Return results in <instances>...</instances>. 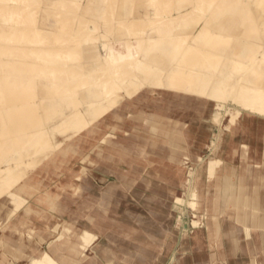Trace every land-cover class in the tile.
<instances>
[{"label":"rangeland","instance_id":"rangeland-1","mask_svg":"<svg viewBox=\"0 0 264 264\" xmlns=\"http://www.w3.org/2000/svg\"><path fill=\"white\" fill-rule=\"evenodd\" d=\"M85 1L68 0L65 4L61 3L64 6L55 4L51 10L42 0H32L33 5L31 4L30 8L34 11L30 9L31 12H28L26 19L20 14L10 12L0 24L2 26L17 22L19 25L25 20L21 26H28L30 29H27L28 33L21 32V34L15 32L17 26L14 29L9 28L7 31L9 33L3 36L6 39L1 40L0 34V46H10V44L13 46L11 38L17 35L20 40L17 44L16 42L13 44L24 47L38 46L36 48L39 49V53L36 56L37 59L40 57L41 63L49 57L57 58V62L42 64V68L37 66L34 67L35 69L32 67V70L29 65L30 68H26L29 73L31 70L34 74L36 69L39 71L36 70L37 76L30 74L31 77L28 73L25 78L42 77L44 73L58 74L65 68L66 63H72L71 66L69 65L71 68L75 65L76 68L67 70L72 78L77 79L73 85H70L71 77L66 74L68 77H65L66 81L71 82H66L67 93L65 84H63L64 88L60 86L55 92L53 90L49 92L53 98L54 95L58 96L54 99L60 98L63 102L65 101L61 99L62 95L67 97L73 92L72 100V97L68 96L69 101L72 102H69L71 107L76 102L78 91L93 87V84L102 85L103 91L110 89L108 87L113 88L112 85L102 84L107 77L106 73L115 75L116 72L129 68L131 70L140 65L139 60H143L149 52L156 55L163 54V57L164 53H168V58L173 57L170 59L173 65L179 60L175 57L182 58L190 53L188 44V46L191 43L205 46L209 38L204 35L202 28L206 22L208 25L213 24L211 16L217 11L221 15L232 14L239 20V24L244 23L249 35H245L244 45L242 42L236 44V50L242 49L240 52L237 51L238 54L235 53V48H233L234 52L230 48L238 39L236 36L230 34V38L229 34H223L225 37L221 39V35L214 37V43L222 40V45L217 46L216 43L213 45L219 55L214 62L207 61L201 64L202 67L192 71L191 75H195L196 88L192 89L193 93H187L185 98L188 99L175 97L173 91L167 89L164 84L167 72L162 70V65L159 67L158 64V67H155L157 63H153L154 65L148 66V71L151 72H148V79L152 80L155 76L157 78L149 85L151 87L149 90L152 92L143 94V98L131 102L128 100L130 98L123 97L122 92L119 93L117 88L110 90L111 92L104 93V96L108 95L110 98L106 97L105 100L114 101L113 108L110 110L103 108L104 114H99L92 123L90 121L87 124L88 126L79 123L73 125L76 127L63 130L61 134L67 135L65 139L68 141L63 140L64 136L61 142L58 140L59 142L55 141L56 143L54 141L48 144L37 143L39 145L37 148L43 156L38 162L31 161L22 165L25 170H30L34 164L36 165L27 173L28 175L25 174L24 178L19 176L20 174L14 175L8 182L0 180L2 191H6V195L0 198V264H29L30 261L39 264H251V257H255L256 264H264V88H261L264 87V21L259 25L262 32L258 34L259 32L251 24L253 20L244 5V3L253 4V9L251 8L253 13L261 9L264 13V0H208V2L207 0H142L141 4L146 2L145 7L141 4L138 6L137 0H90L87 8H83L87 11H84L82 6L86 5ZM43 6L47 11H44L46 14L44 20H41L39 16ZM120 7L122 10L118 9ZM133 8L138 11V15L143 14L144 11L147 13L146 18L140 19L144 24L138 19L131 20L135 13ZM182 10L186 12L182 13ZM117 11L125 13L120 15L116 13ZM16 14L19 17L14 19ZM122 15L125 17L124 20ZM180 15L186 16L181 24H191V26L198 24L200 27L197 26V33L188 34L175 45L178 50L175 54L174 50L172 51L175 46L168 47L160 40L147 44L145 38L150 36L152 29L154 35L160 34L159 39L172 37L175 33L173 31L178 30L176 19ZM1 18L3 19V15H0V22ZM136 21L139 24L137 22V25H134L133 22ZM38 22L54 33L49 32V35L46 31L44 32L46 35L38 34L36 31ZM33 38L36 40L34 41ZM225 38H228L227 41L234 38V41L229 43L230 47L228 42H225ZM68 39L74 42L68 43ZM20 41L23 43L21 44ZM93 44L102 50L101 53L105 52V55L102 53L104 56L93 66L85 64L87 66L84 65L83 68L82 48H89V45L94 47ZM159 47L160 49H157ZM4 49V54L10 56L14 54L9 49ZM149 49L154 51H148ZM61 50L64 53L60 52ZM158 51L160 54L157 53ZM113 58L117 60L105 68L101 67V70L106 71L101 73L94 70L98 64L108 65ZM25 60L28 61L27 58ZM20 61L24 62L21 59ZM218 62L221 63L220 66ZM2 65L0 63V75ZM8 67H5L8 71L12 70L9 77H17L13 72L18 71L16 70L18 68L13 67V70L12 67ZM166 67L170 68V64ZM166 67L164 66V69ZM103 72L104 77L100 76L102 80L97 75L99 77L97 81L101 80V83L96 81L99 83L96 84V75L94 79L93 74H103ZM89 78L92 85L88 83ZM128 78L125 77L124 80ZM84 82L88 83L87 86ZM261 82L262 86L259 84ZM23 86L28 89V94L33 91L29 97L27 94V99L32 103L37 101L35 91L32 89L34 87L31 88L28 84ZM1 87L3 89V84L0 82V112H4V107L12 111L7 103L8 107L1 101L4 96ZM157 92L169 94H157ZM11 93L15 94L13 91ZM113 95L117 97L116 100ZM68 98L65 99L67 105L59 104L61 109L68 106ZM122 102H126L128 106L117 111L120 118L111 116L107 118L110 111L116 110ZM156 115L163 116L164 124L160 125L159 129L163 127L164 130H168L172 127L173 131L181 132L183 141L180 145H171L175 140L169 141L162 132L152 135L153 137L149 135L147 125L150 123L147 121L152 120ZM44 123L42 120L37 121L32 125L33 127L30 126L28 132L38 130L41 134L45 129L50 130L47 127L48 123L47 125ZM2 133L0 132V140L3 143L1 145H5L0 148V167L5 168L3 163L7 160L6 157L16 149L18 151L29 147L30 140L29 142L15 140L11 135ZM8 137L12 140L10 141ZM7 139L8 142L5 143ZM19 186H22L21 191H17L19 198L12 202V193ZM222 188L225 189L223 194ZM251 198L259 199L261 211L248 209L242 211V208L240 210V205L248 203ZM240 216L241 218H238ZM255 216L259 217L261 222L259 228L251 225V220ZM230 231H233L237 237L238 251H235L230 243L232 239ZM36 235H41L43 238ZM30 242H34V245H29ZM17 250L20 251L19 257L15 256ZM255 250L258 251L257 254ZM42 255L45 256L44 260L40 258Z\"/></svg>","mask_w":264,"mask_h":264},{"label":"bare ground","instance_id":"bare-ground-1","mask_svg":"<svg viewBox=\"0 0 264 264\" xmlns=\"http://www.w3.org/2000/svg\"><path fill=\"white\" fill-rule=\"evenodd\" d=\"M66 1H68V0H42V2L43 3H45V4H47L46 5V7H48V9H51V8H53L52 6H54L55 4L57 5V4H60L61 5V3H63V4H65V2ZM70 1V0H69ZM90 0H86L84 3L86 4V5H84V6H82V9L83 8H87L86 6H87V3L88 4H90V2H89ZM213 1V0H212ZM263 1V0H262ZM34 2V1H33ZM59 2V3H58ZM141 2H143L142 0H137V5L139 6V4H141ZM166 2V1H165ZM207 2H208V0H207ZM119 3L121 4V2L119 1ZM144 3H146V2H144ZM144 3L143 4H141L142 6H144ZM191 3V2H190ZM213 3V2H212ZM31 4L33 5V3H32V0H0V15H3V19H2V21L0 22V24L3 22V20L4 19H6L7 18V16H9L10 14V12H14V14L15 13H17L18 15L20 14V16H23V18L24 19H26V15L28 14V12L30 11V7H31ZM35 4H36V2H35ZM208 4H211V3H208ZM261 4V3H260ZM59 5V6H60ZM68 5V4H67ZM136 5V6H137ZM141 5H140V7H141ZM244 5L246 6V11H247V13H248V15H250L251 16V18H252V25L255 27V29H256V31L257 32H259L258 34H260L261 32H262V29L259 27V25L264 21V13H263V11H262V9L261 10H256V11H254V13L252 12L253 10V4L252 5H250V4H246V3H244ZM256 5H258V4H256ZM262 5H263V3H262ZM261 5V6H262ZM38 6H40V5H38ZM58 6V7H59ZM62 6H64V5H61V7ZM118 6V5H117ZM120 6V5H119ZM118 6V7H119ZM135 6V7H136ZM205 6H207L208 7V5H205ZM45 6H43L42 8H41V16H39L40 17V19L42 20H44V16L46 15L45 13H44V11L46 12L47 11V8H46ZM60 7V8H61ZM145 7V6H144ZM193 7V6H192ZM239 7V6H238ZM55 8V7H54ZM173 8V7H172ZM171 8V9H172ZM252 8V9H251ZM34 9H36V8H34ZM46 9V10H45ZM63 9V8H62ZM118 9H121V7L120 8H118ZM118 9H116V10H118ZM124 9V8H123ZM134 10H135V8H133ZM158 9V8H157ZM195 9V8H194ZM207 10H208V8H206ZM232 9V8H231ZM258 9V8H257ZM259 9H260V7H259ZM32 11H34L33 9H31ZM51 10H53V9H51ZM66 10V9H65ZM84 11L86 10L87 11V9H83ZM122 10V9H121ZM133 10V11H134ZM139 10V9H138ZM147 10V9H146ZM216 10V9H215ZM218 10V9H217ZM236 11H237V9H235ZM239 11H240V9H238ZM38 11V10H37ZM55 11V10H54ZM120 11V10H119ZM206 11V10H205ZM204 11V12H205ZM31 12V11H30ZM49 12H52V11H49ZM57 12V11H56ZM64 12V11H63ZM170 12H172V11H170ZM186 11H183L182 10V13H185ZM35 13V12H34ZM66 13V12H65ZM80 13V12H79ZM116 13H118V14H120L121 12H116ZM122 13H125V12H122ZM121 13V14H122ZM181 13V14H182ZM198 13V12H197ZM212 13H213V11H212ZM211 13V14H212ZM9 14V15H8ZM17 14H16V17L14 18V19H17V17H19V16H17ZM56 14H58V13H56ZM120 14V15H121ZM142 13H139V15H138V11L137 10H135V13H134V15H133V17H131V20H132V18L135 20V19H138L139 20V22H142L143 23V21H141L142 19H144V18H146V16H147V13L144 11L143 12V16L141 15ZM174 14V13H173ZM176 14V13H175ZM177 14L179 15V13H178V11H177ZM206 14V13H205ZM242 14V13H241ZM244 14V13H243ZM63 15V14H62ZM77 15V14H76ZM81 15V14H80ZM108 15V14H107ZM120 15H117L118 17H120ZM141 15V16H140ZM186 15V14H185ZM185 15H180L179 17H178V19H176V24H177V26L179 27H177V32L176 31H173V32H175V33H173L174 35L172 36V37H165V38H162V39H159V33L158 34H156V35H154L152 32H154L153 31V29H152V32H151V34H153V35H151L150 34V31H149V34H150V36L148 37V38H145L146 39V41H147V44H150L151 43V41H154V40H160V41H162L164 44H166V45H168V47L169 46H175L176 44H178L180 41H181V39L182 38H184L185 36H187L188 34L190 35V34H192V33H197L198 31H197V29L200 27V25L198 26V24H195V25H192L191 26V24H181V22L183 21V19H186V16ZM208 15H210V13L208 14ZM238 15V14H237ZM237 15H235V16H237ZM247 15V14H246ZM12 16H13V14H12ZM126 16V15H125ZM173 16V15H172ZM171 16V17H172ZM194 16H196V15H194ZM207 16V15H206ZM79 17V16H78ZM115 17H116V15H115ZM117 17V18H118ZM122 18H123V20H124V18L125 17H123V15L121 16ZM196 17H198V15L196 16ZM201 17V16H200ZM213 19L211 20V21H213L212 23L213 24H209L208 25V23L206 22L205 24H204V26H203V28H202V32H205L204 33V35H206V36H208V40H207V43H205L204 45L205 46H200V45H197V44H193L192 45V43L190 44V46H188L187 45V48L189 47V51H190V53L189 54H187L186 56H183L182 58H179V57H175L176 59H179L177 62H175L173 65H175L174 67H173V65L171 64V60L170 59H172L173 57L172 56H170V58H168L169 56H168V53L166 54V53H164L165 54V56L163 57V54L162 55H156V54H150V52L148 53V54H146V57L145 58H143V60L141 59V60H139V64L140 65H137V66H135L133 69H131L130 70V68L129 69H126V70H123L122 72H116V74L115 75H109V74H107L106 73V75H107V77L105 78V80L102 82V84L104 83V84H109V85H112V87L113 88H111V87H108V88H110V89H106L107 88V86L105 85L104 87H105V89L107 90H105V91H103L101 88L103 87L102 85H100V86H98V85H96V86H94V84H93V87L92 86H90V87H86L87 86V84L88 83H91V79L89 80L90 82H88V83H86V82H84L85 84H86V86H84V90H82L81 92L80 91H78L79 93H77V92H74V94L75 93H77V95H76V102H75V104H74V106L73 107H71L70 105H69V102H71V101H69V98H68V96L70 95V98H71V100L73 99V97L74 96H72L73 95V92H72V95H71V93L66 97L65 95V97L66 98H68V106H69V108H68V106H64L65 108L64 109H61V104L63 103V104H65V105H67L66 103V98H64V96L62 95V97L63 98H61V99H64V101L66 102H63L62 100H60V98H59V100H57V99H54L55 97H58V96H56V95H54L55 97L53 98L52 96H50V94H49V92H51L50 90H53L54 92L56 91V89H58V87L60 88V86L61 87H63L64 88V85L63 84H65V87H66V84L68 83V82H70V81H72V83L70 84V85H73V82H76V80L77 79H74V78H72L71 76H70V73L67 71V70H70V69H72V68H74L75 67V65H74V67H69V65L71 66V64L72 63H66L65 65V68H66V70H65V68L62 70V72L61 73H58V74H50V75H45V73H44V75H42V74H40V72H39V74L40 75H42V77L40 76V77H36L37 76V72H36V70L37 71H39V69H36L35 70V74H36V76H35V78H34V76H33V79L31 78L30 79V77L29 78H25V75L27 76L28 75V73H29V71H26V68H30L31 67V69L33 70V68L35 67H39L40 66V68H42L41 66H42V64H47V63H52V62H57L56 61V57H54V58H50L49 57V59H47L45 56V58H46V61L45 60H43L44 62H42L41 63V60L39 59L40 57H38V59H37V56H36V54H38L39 53V49L37 50V48L36 47H38V46H29L28 45V47H24V46H16L15 44H13V43H15L16 42V44H17V41L18 40H20L19 39V37H17V35L15 36H13L12 38H11V43H12V45L13 46H11V44H10V46H0V63H2L3 65H2V71H1V75H0V82L3 84V89H2V87H1V91L2 92H4V96H3V100H1L2 101V103L4 104V105H6L7 107H8V105L11 107H9L10 109H12V111H10V110H8L6 107H4L3 109H4V112H0V132L2 133H4V134H7V136L8 135H11L10 137L12 138V139H14L15 138V140L16 139H18V140H25V141H27V142H29L28 140H30V142H29V147H24V148H21L20 150H18L17 151V149L15 150V152L13 153H10V155H8L7 157H6V161L3 163V165L4 166H6L5 168H1L0 169V180H4V181H10V180H12V176H14V175H17V174H20L19 176H21V177H23L25 174H27L29 171H31L36 165L34 164L35 162H38L39 160H40V158L43 156V153H41V151L40 150H38V144L37 143H41V142H44V143H46V144H48V143H51L52 141H60V140H62V138L65 136V135H63V134H61V132L63 131V130H66L67 128H73V127H76V126H73V125H77V124H79V123H84V126H88L87 124H89V122L91 121V123H92V121H94L98 116H99V114H104L103 113V108L104 109H108L109 108V110H110V108H113V105L112 104H114V103H112V102H114V101H111V102H109L108 101V99L107 100H105V98L107 97V98H109V96L108 95H106V96H104V93H110L113 89H118V91H119V93L120 92H122V96L124 97V96H127V97H129L130 99H128V100H130L131 102L132 101H134V100H139V99H141V98H143V94H145L146 95V93L148 94V93H150V92H152L151 90H149L151 87L149 86L150 84H152L153 82H155V79H157V78H155V77H153L152 78V80L151 79H148V72L149 73H151L150 71H148V66H151V65H154L153 63H157V66H155V67H158V64H159V67H160V65H162L163 66V68H162V70H164L165 72H167L166 74H167V79L165 80L164 79V81H166L164 84H166L165 86L167 87V89L169 88L170 90H172L173 92L172 93H174V96L175 97H182V98H185V96L187 95V93L188 94H190V93H193V90L196 88V82L194 81V78H195V75L193 74V75H191V73H192V71H194V70H196V68L197 67H202L201 66V64H204V63H206L207 61H212V62H214V60H215V58H217V56L219 55V52H217V50L215 49V47L213 46L215 43H216V45L217 46H219L220 44H221V42H222V40H217V41H215V43H214V37H219V35H221V37H220V39L221 38H223V37H225V35H223V34H229V37H230V34H231V36H236L237 38H235V39H237L236 40V42L234 41V38H232L233 40H231V41H234V43L232 44V47H230V45H229V43L231 42V41H227V39L225 40V42H228V45H229V47L232 49V52H234V50H233V48H235V50H236V44H238V43H240L241 44V42L243 43L244 42V37H245V35L246 34H248V30L246 31L245 30V26H244V23H243V25L242 24H239V20L237 19V18H235L234 16H232V14L231 15H229V14H226V13H224L223 15H221V14H218V11H217V13L216 14H214V15H212L211 16ZM249 17V16H248ZM22 18V17H21ZM142 18V19H141ZM204 18V17H203ZM209 18V17H208ZM238 18H239V16H238ZM250 18V19H251ZM30 19V18H29ZM119 19V18H118ZM121 19V18H120ZM119 19V20H120ZM141 19V20H140ZM165 19V18H164ZM200 19V18H199ZM205 19V18H204ZM240 19H242V18H240ZM8 20H9V17H8ZM23 20V19H22ZM115 20H117V19H115ZM149 20V19H148ZM163 20V19H162ZM171 20H173V19H171ZM5 21V20H4ZM17 21V20H16ZM25 21V20H24ZM24 21L22 22V23H20L19 25L17 24V22H14L13 24H9V25H2V26H0V34L2 35V37H1V40H3V39H6V37H3L4 35H6L7 33H9V32H7L8 31V29L9 28H12V29H14L16 26H17V28L15 29V32L17 33V32H26V33H28V31H27V29H28V26H21V24H23L24 23ZM61 21V20H60ZM87 21V20H86ZM122 21V20H121ZM164 21V20H163ZM167 21V20H166ZM7 22V21H6ZM27 22V21H26ZM91 22V21H90ZM117 22H120V21H117ZM131 22V21H130ZM138 21H136L135 23L133 22V24L135 25L136 23H137ZM139 22H138V24H139ZM144 22H146V21H144ZM242 22V21H241ZM247 22V21H246ZM39 23V22H38ZM122 23V22H121ZM121 23H119V25L121 24ZM4 24V23H3ZM37 24V23H36ZM118 24V23H117ZM131 24H132V22H131ZM131 24H130V26H131ZM141 24V23H140ZM144 24V23H143ZM248 24V23H247ZM29 25V24H28ZM62 25V24H61ZM74 25V24H73ZM137 25V24H136ZM150 25V24H149ZM153 25V24H152ZM155 25V24H154ZM30 26V25H29ZM57 26V25H56ZM67 26V25H66ZM122 26V25H121ZM167 26V25H166ZM174 27H175V25H173ZM197 26H198V28H197ZM244 27V30H243V27ZM247 26V25H246ZM34 27H36V26H34ZM76 27H79V26H76ZM136 27V26H135ZM138 27V26H137ZM150 27H152V26H150ZM170 27V26H169ZM175 27V28H176ZM251 27V26H250ZM26 28V29H25ZM61 28V27H60ZM130 28V27H129ZM163 28V27H162ZM32 29V28H31ZM58 29V28H57ZM123 29V28H122ZM135 29V28H134ZM166 29V28H165ZM170 30H171V28H169ZM247 29H249V26H247ZM28 30H30V29H28ZM59 30V29H58ZM73 30V29H72ZM86 30V29H85ZM117 31H118V29H116ZM13 31V30H12ZM32 31V30H31ZM34 31H35V29H34ZM37 33L38 34H43V35H46V33H44V32H46V31H48V34H49V32H51L50 34H52V33H54L53 31H50L49 29H47V28H45V27H43L42 26V23L40 22L39 24H38V27H37ZM35 31V32H36ZM57 31V30H56ZM75 31H77V30H75ZM80 31V30H79ZM115 31V30H114ZM116 31V32H117ZM122 31V30H121ZM128 31V30H127ZM137 31V30H136ZM118 32H120V31H118ZM118 32H117V34H118ZM250 32H252L251 30H250ZM14 33V32H13ZM16 33H14V34H16ZM21 33V34H22ZM33 33V32H32ZM75 33V32H74ZM120 33H122V32H120ZM125 33V32H124ZM49 34V35H50ZM56 34V33H55ZM89 34V33H88ZM116 34V35H117ZM169 34V33H168ZM48 35V36H49ZM76 35V34H75ZM124 35V34H123ZM143 35V34H142ZM223 35V36H222ZM249 35V34H248ZM19 36V35H18ZM28 36V35H27ZM31 36V35H30ZM88 36V35H87ZM144 36V35H143ZM147 36H148V34H147ZM146 36V37H147ZM161 36H163V35H161ZM203 36V35H202ZM119 37V36H118ZM9 38V37H8ZM69 38V37H68ZM161 38V37H160ZM204 38V37H203ZM231 38V37H230ZM22 39V38H21ZM28 39V38H27ZM30 39H31V37H30ZM34 39V38H33ZM50 39V38H49ZM72 39H74V38H72ZM70 40L69 41V39H68V43H71V41H73V40ZM133 39V38H132ZM142 39V38H141ZM148 39V40H147ZM247 39V38H246ZM36 39H34V41H35ZM115 40V39H114ZM128 40V39H127ZM130 40V39H129ZM139 40V39H138ZM190 40H191V38H190ZM189 40V41H190ZM204 40H206V39H204ZM6 41V40H5ZM23 41V40H22ZM28 41V40H27ZM39 41V40H38ZM44 41V40H43ZM113 41V40H112ZM116 41H118V40H116ZM144 41V40H143ZM246 41V40H245ZM74 42V41H73ZM131 42V41H130ZM155 42V41H154ZM196 42V41H195ZM20 43H21V41H20ZM23 43V42H22ZM21 43V44H22ZM27 43V42H26ZM26 43H24L25 45H26ZM49 43V42H48ZM112 43H114V42H112ZM116 43V42H115ZM123 43V42H122ZM145 43V42H144ZM160 43V42H159ZM158 43V44H159ZM194 43V42H193ZM203 43V42H202ZM32 44V43H31ZM47 44V43H46ZM67 44V43H66ZM95 44V43H94ZM94 44H93V46H94ZM146 44V45H147ZM151 44H153V43H151ZM20 45V44H19ZM53 45V44H52ZM73 45V44H72ZM77 45V44H76ZM182 45H183V43H182ZM186 45V44H185ZM192 45V46H191ZM222 45V44H221ZM242 45H244V43L242 44ZM249 45V44H248ZM42 46V45H41ZM90 46V47H89ZM88 47L89 48H86L85 47V49L84 48H82V51H83V53H82V67L85 65V64H87V65H92L93 66V64L95 63V62H99V59L101 58V57H103L104 55H105V52L103 53L104 55L102 56V53L100 52V51H102L101 49H99V47L97 46H94V47H91V45H89ZM152 46V45H151ZM155 46V45H154ZM160 46V45H159ZM164 46V45H163ZM162 46V47H163ZM224 46H226V45H224ZM67 47H69V46H67ZM71 47V46H70ZM156 47V46H155ZM179 47V46H178ZM4 48H7V49H9V51H11V52H13L14 54L12 55V56H10V54H4V52H5V49ZM45 48V47H44ZM58 48H60V47H58ZM79 48V47H78ZM136 48V47H135ZM154 48V47H153ZM171 48V47H170ZM176 46H175V48L174 49H172V51L174 52V54H175V52L176 51H178V50H176ZM185 48V47H184ZM186 48V49H187ZM217 48V47H216ZM227 48H228V46H227ZM229 48V49H230ZM238 48H240V47H238ZM43 49V48H42ZM49 49V48H48ZM51 49H52V47H51ZM64 49H66V48H64ZM68 49V48H67ZM72 49V48H71ZM80 49V48H79ZM147 49V48H146ZM157 49H160V47L159 48H157ZM166 50H167V47L165 48ZM169 49V48H168ZM180 49V48H179ZM221 50H222V48H220ZM229 49H228V51H229ZM231 49H230V51H231ZM70 50V49H69ZM78 50V49H77ZM105 50V49H104ZM107 50V49H106ZM110 50V49H109ZM141 50V49H140ZM150 50H152V49H149L148 51H150ZM156 50V49H155ZM163 50V49H162ZM188 50L186 51V52H188ZM227 50V49H226ZM244 50V49H243ZM40 51H41V49H40ZM43 51V50H42ZM41 51V53L42 54H44L43 52ZM54 51V50H53ZM59 51V50H58ZM71 51V50H70ZM81 51V50H80ZM142 51H144V50H142ZM152 51H154V50H152ZM237 51H239V50H236V54H238V52ZM240 51H242V49L240 50ZM239 51V52H240ZM245 51V50H244ZM262 51V50H261ZM10 52V53H11ZM60 52H63V50H61ZM72 52V51H71ZM71 52H70V54H71ZM76 52V51H75ZM147 52V51H146ZM156 52V51H155ZM160 52H162L161 50H160ZM165 52V51H164ZM226 52V51H225ZM232 52H228V53H232ZM64 53V52H63ZM81 53V52H80ZM157 53H159V51L157 52ZM179 53V52H178ZM185 53V52H184ZM227 53V52H226ZM226 53H223V54H226ZM234 53V54H235ZM242 53V52H241ZM33 54H35V55H33ZM69 54V53H68ZM160 54V53H159ZM169 54H170V49H169ZM183 54V53H182ZM182 54H180V55H182ZM186 54V53H185ZM234 54H232V55H234ZM240 54V53H239ZM22 55H24L23 57H25V59L27 58L28 59V61L27 60H25V59H23V57H22ZM171 55V54H170ZM228 55V54H227ZM261 55H263V54H261ZM27 56V57H26ZM30 56V57H29ZM79 56V55H78ZM77 56V57H78ZM177 56V55H176ZM224 56H226V55H224ZM22 57V58H21ZM36 57V58H35ZM65 57V56H64ZM72 57V56H71ZM165 57H167V58H165ZM16 58V59H15ZM74 58V57H73ZM117 58V57H116ZM116 58H113V60L108 64V65H104V64H98V66H97V68H95L94 70L95 71H106V70H101V67L102 68H105L106 66H109V65H111L115 60H117ZM137 58V57H136ZM135 58V59H136ZM222 58V57H221ZM20 59L21 60H24V62L23 61H20ZM44 59V58H43ZM71 59V58H70ZM79 59V58H78ZM223 59H226V58H223ZM223 59L221 60V63H222V61H223ZM64 60V59H63ZM80 60V59H79ZM175 60V59H174ZM27 61V63H25ZM170 63H169V62ZM226 61V60H225ZM61 63V62H60ZM64 63V62H63ZM219 63V62H218ZM221 63H219V66H220V64ZM224 63V62H223ZM167 64H170V68H168L167 69ZM209 64H211V63H209ZM225 64V63H224ZM224 64H222V65H224ZM29 65H30V67H29ZM80 64H78V66H79ZM87 65H85L84 67H86ZM135 64H133V66H134ZM226 65V64H225ZM7 66H9V67H14V68H18V69H16V70H18V71H14L13 72V75H16L17 77H12V78H10L9 77V74H11L12 73V70H10V71H8V69H6L5 67H7ZM73 66V65H72ZM77 66V67H78ZM164 66L166 67V69H164ZM218 66V67H219ZM8 67V68H9ZM33 67V68H32ZM54 67V66H53ZM81 67V66H80ZM83 67V68H84ZM153 67V66H152ZM209 67V66H208ZM230 67V66H229ZM14 68H13V70H14ZM34 68V69H35ZM48 68V67H47ZM56 68V67H55ZM76 68V67H75ZM100 68V69H99ZM207 68V67H206ZM206 68H204V69H206ZM82 69V68H81ZM211 69V68H210ZM25 70V71H24ZM31 70V73H29V76H31L30 74H34V73H32L33 71ZM44 70V69H43ZM54 70V69H53ZM78 70H80V69H78ZM128 70V71H127ZM218 70V69H217ZM46 71H47V69H46ZM58 71V70H57ZM56 71V72H57ZM72 71V70H71ZM82 71H83V69H82ZM94 71V72H95ZM50 72H52V71H50ZM156 72V71H155ZM161 72V71H160ZM214 72V71H213ZM218 72V71H217ZM223 72V71H222ZM27 73V74H26ZM68 73V74H67ZM95 73H98V72H95ZM93 74L94 75V77H92V78H94L95 79V75H96V79H95V83H96V81L98 80L97 78H99L100 76L102 77L103 75H105V73L103 72V74ZM162 73V72H161ZM196 73V72H195ZM199 73V72H198ZM227 73V72H226ZM34 74V75H35ZM66 74H67V76L69 75L72 79H74V80H72L70 77V81H66L67 80V76H66ZM92 73H90V75H91ZM162 74H164V73H162ZM201 74H203L202 72H201ZM220 74V73H219ZM259 74V73H258ZM74 75V74H73ZM97 75H99V77L97 76ZM145 75V76H144ZM44 76V77H43ZM92 76V75H91ZM164 76H166V75H164ZM206 76H208V75H206ZM211 76V75H210ZM209 76V77H210ZM231 76V75H230ZM32 77V76H31ZM65 77H67V78H65ZM89 77V76H88ZM101 77H100V79H101ZM104 77V76H103ZM125 77H129L128 78V80H124L125 79ZM147 77V78H146ZM162 77H163V75H162ZM199 77V76H198ZM242 77V76H241ZM240 77V78H241ZM258 77V76H257ZM25 78V79H24ZM215 78V77H214ZM218 78V77H217ZM161 79V78H160ZM159 79V80H160ZM199 79V78H198ZM207 79V78H206ZM242 79V78H241ZM80 80V79H79ZM78 80V81H79ZM84 80H86V79H84ZM83 80V81H84ZM102 80V79H101ZM101 80H99V81H97V82H99V83H101L100 81ZM216 80V79H215ZM77 81V82H78ZM81 81V80H80ZM93 81V80H92ZM125 81V82H124ZM161 81V80H160ZM213 81L214 80H212V82L211 83H213ZM217 81V80H216ZM260 81H262V80H260ZM12 82V83H11ZM67 82V83H66ZM82 82V81H81ZM80 82V83H81ZM127 82V83H126ZM259 82V81H258ZM4 83H7L6 85H4ZM99 83H96V84H99ZM210 83V82H209ZM221 83V82H220ZM23 84H28V85H31V88H32V86L34 87V88H32V89H34V91H35V96L37 97V98H35V99H37V101H35V102H30L29 101V99H27V94H28V89H25L24 88V86H23ZM207 84V83H206ZM239 84H241V83H239ZM257 84V83H256ZM260 84V86H262V82L261 83H259ZM11 87H10V86ZM69 85V86H70ZM75 85V84H74ZM76 85H78V84H76ZM81 85V84H80ZM91 85H92V83H91ZM121 85L123 86V87H121ZM160 85H161V83H160ZM244 85V84H243ZM141 86L143 87V88H141ZM158 86V85H157ZM156 86V87H157ZM257 87L256 88H258V85H256ZM9 87V88H8ZM26 87V86H25ZM73 87V86H72ZM82 87V86H81ZM100 87V88H99ZM202 87V86H201ZM209 87V86H208ZM212 87V86H211ZM237 87H238V85H237ZM242 87H244V86H242ZM27 88H29V87H27ZM31 88H30V90H31ZM68 87H66V89H67ZM210 88V87H209ZM246 88H248V87H246ZM251 87H249V89H250ZM261 88H264V87H261ZM27 90V91H25V90ZM70 89H71V87H70ZM75 89V88H74ZM193 89V90H192ZM198 89V88H197ZM260 89V88H259ZM59 90H64L65 91V89H59ZM73 90V89H72ZM111 90V91H110ZM236 90V89H235ZM15 92V94H13V93H11V92ZM67 91H68V89L66 90V93H67ZM70 91V90H69ZM207 91V90H206ZM211 91V90H210ZM213 91V90H212ZM217 91V90H216ZM237 91V90H236ZM259 91V90H258ZM263 90H261V92H262ZM27 92V93H26ZM31 92L33 93V91L31 90ZM60 92V91H59ZM71 92V91H70ZM156 92V91H155ZM195 92V91H194ZM32 93H29L28 94V97H29V95L30 94H32ZM118 93V94H119ZM159 93H163V94H169L168 92H157V94H159ZM209 93H211V92H209ZM236 93V92H235ZM9 94V95H8ZM14 95L13 97L11 96V95ZM60 94H61V92H60ZM60 94H58V95H60ZM196 94V93H195ZM206 94H207V92H206ZM232 94V93H231ZM234 94V93H233ZM204 95H205V93H204ZM208 95V94H207ZM206 95V96H207ZM11 96V97H10ZM34 96V97H35ZM114 97H115V95H113ZM112 96V97H113ZM122 96H119V97H122ZM189 96V95H188ZM205 96V97H206ZM236 96V94L233 96V98ZM60 97H61V95H60ZM122 97V98H123ZM201 97H203L202 95H201ZM204 97V98H205ZM32 98V97H31ZM116 98L117 97H115V100H116ZM126 98V97H125ZM124 98V99H125ZM28 100V102H25L26 100ZM75 99V98H74ZM110 99V98H109ZM112 99V98H111ZM185 99H188V98H185ZM113 100V99H112ZM33 101V100H32ZM30 102V103H29ZM8 105H7V104ZM61 103V104H60ZM72 103V102H71ZM231 103V102H230ZM60 104V105H59ZM232 104V103H231ZM72 105V104H71ZM127 106H128V104L126 103V102H122L119 106H117V109L116 110H113V111H110V113L106 116L107 118H110V116L111 117H116L117 119H119L120 117V114L118 113L117 114V111H119L120 109H125V108H127ZM224 106H226V105H224ZM232 107V106H231ZM66 108H68L67 110H65ZM234 108V107H233ZM7 109V110H6ZM237 109H239V108H237ZM228 109H226V111H227ZM241 110V109H240ZM104 111H106V110H104ZM106 112H108V111H106ZM247 112V111H246ZM239 113V112H238ZM226 114V113H225ZM249 116V115H248ZM253 116V115H252ZM255 116V115H254ZM257 116V115H256ZM243 118V117H242ZM259 118H260V116H259ZM41 120H42V123H44V122H46V123H48V129H50V130H44V131H42V133L40 134V132H38V130H37V132H35V130H34V132H28V130H29V128H30V126H32V125H35V123H37V121L39 122H41ZM239 120V119H238ZM44 121V122H43ZM148 123H150V125H147V127H149V129L147 130L148 132H149V135L151 136V137H153L156 133H159V132H162V133H165L166 135L165 136H167V138H168V140L169 141H171V140H175V143H173V144H171V145H176V144H181V141H183V137H182V135H181V132H175V131H173V128L172 127H170L168 130H164L163 129V127L162 128H160L159 129V127H160V125H163L164 124V122H163V116H159V115H156L152 120H150V121H147ZM34 123V124H33ZM46 123H44V124H46ZM40 124V123H39ZM43 124V125H44ZM47 125V124H46ZM42 126V125H41ZM73 126V127H72ZM33 127V126H32ZM46 127V126H45ZM32 130V129H31ZM42 130V129H41ZM70 130V129H69ZM245 130V129H244ZM30 131V130H29ZM77 131V130H76ZM57 132H60L59 134H56ZM69 132V131H68ZM68 132H66V133H68ZM2 133V134H3ZM250 133V132H249ZM254 133V132H253ZM69 135V134H68ZM153 135V136H152ZM2 136V135H1ZM5 137V136H4ZM4 137H2V138H4ZM67 137V135L64 137V139L63 140H65V141H68L67 139H65ZM69 138H71V137H69ZM8 139H9V137H8ZM8 139L7 140H5L6 142L5 143H7L8 142ZM11 139V140H12ZM10 140V139H9ZM10 140V141H11ZM14 140V141H15ZM2 140H0V148L2 147V146H4V145H1V144H3L2 142H1ZM58 141V142H59ZM3 142H4V140H3ZM61 142V141H60ZM178 142V143H177ZM56 143V142H55ZM62 143H63V141H62ZM59 144V143H58ZM247 144V143H246ZM251 144V143H250ZM253 144V143H252ZM18 145V144H17ZM23 145H24V143H23ZM51 145V144H50ZM50 145H49V147H50ZM52 145H53V143H52ZM52 145H51V147H52ZM55 145L56 144H54V147H55ZM7 146V145H6ZM178 146V145H177ZM5 148V147H4ZM40 149V148H39ZM49 149H51V148H49ZM12 150V149H11ZM9 151V150H8ZM48 152V151H47ZM9 153V152H8ZM246 153V152H245ZM253 154V153H252ZM44 156H45V154H44ZM249 156V155H248ZM257 156V155H256ZM252 157V156H251ZM246 158V157H245ZM31 161H34V165L32 166V168L29 170V169H26L25 170V168H23L22 167V165H25V164H27V163H29V162H31ZM28 165H30V164H28ZM23 168V169H22ZM25 170V171H24ZM40 171H42V170H40ZM40 171H37V172H40ZM28 175V174H27ZM11 177V178H10ZM25 177H26V175H25ZM24 178V177H23ZM29 182V181H28ZM1 183V182H0ZM15 185H17V184H15ZM21 187L22 186H19L18 188H16L14 191H13V195L11 196V201L13 202V200L14 201H16V200H18V192L17 191H21ZM8 192V191H7ZM6 195V191L5 190H3L2 191V188L0 187V198L1 197H3V196H5ZM250 202V201H249ZM245 208V207H244ZM246 217V216H245ZM244 218V217H243ZM23 219V218H22ZM245 219H247V218H245ZM242 220V219H241ZM244 222H245V220H244ZM27 232V231H26ZM36 237H40V238H43L41 235H36ZM5 244V243H4ZM29 245H31V244H29ZM20 253V251L19 250H17V251H15V256L16 257H19V254ZM138 254V253H137ZM21 257V256H20ZM40 258H42L43 260H44V258H45V256L44 255H42V256H40ZM43 263V262H42ZM29 264H39V262H34V263H32L31 261H30V263Z\"/></svg>","mask_w":264,"mask_h":264},{"label":"crops","instance_id":"crops-1","mask_svg":"<svg viewBox=\"0 0 264 264\" xmlns=\"http://www.w3.org/2000/svg\"><path fill=\"white\" fill-rule=\"evenodd\" d=\"M250 162H252V160L250 161ZM222 194H223V192L225 191V189L224 188H222ZM240 194V193H239ZM250 202H248V203H245L244 205H240V210H241V208L243 209L242 211H244L245 209H248V210H255V211H261V208H260V206H259V199H257V198H251V200H249ZM245 207V208H244ZM238 218H241V216L240 217H238ZM252 227H254V228H259L260 227V224H261V222H260V220H259V217H254V218H252ZM230 233H231V244H232V246H233V248L235 249V251H238V244H237V237H236V235H235V233H233V231H230ZM34 242H30V244H33ZM29 244V243H28ZM34 245V244H33ZM255 252H256V254L258 253V251H256L255 250ZM224 258V257H223ZM252 261V262H251ZM250 263L251 264H256V260H255V257H251L250 258Z\"/></svg>","mask_w":264,"mask_h":264}]
</instances>
